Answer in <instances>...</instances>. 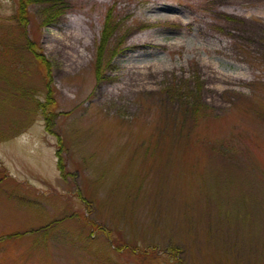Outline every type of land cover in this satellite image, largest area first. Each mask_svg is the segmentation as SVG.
<instances>
[{
    "label": "rangeland",
    "instance_id": "rangeland-1",
    "mask_svg": "<svg viewBox=\"0 0 264 264\" xmlns=\"http://www.w3.org/2000/svg\"><path fill=\"white\" fill-rule=\"evenodd\" d=\"M0 264H264V0H0Z\"/></svg>",
    "mask_w": 264,
    "mask_h": 264
},
{
    "label": "trees",
    "instance_id": "trees-1",
    "mask_svg": "<svg viewBox=\"0 0 264 264\" xmlns=\"http://www.w3.org/2000/svg\"><path fill=\"white\" fill-rule=\"evenodd\" d=\"M21 9H22V7H20L19 10H18L20 12V14H19L20 16H22L21 15ZM112 32H113V28L110 25L109 18L106 17L105 23L103 25L102 33H101V38H100V41H99V44H98L97 54H96V61H95V67H96L95 68V73H96L97 81H100V79H103V77H104L103 76L104 73L102 72V70H100L101 69V64H102V55H103V51H104L105 46H107V44L109 43V39H110V36H111ZM26 45L31 47V43L30 42H28ZM35 55H36V58L38 59L39 63H41V64L43 63V64L47 65V61L43 58L42 54H40L39 52L35 51ZM53 102H54V100H53V97H52V93H51L50 90H48L47 97H46L45 101L37 103V109L40 111V113L43 116L45 129H47V130H49L48 121H50L49 118H48V114L50 112H47V111H51L52 106H53ZM60 145H61V143H60ZM56 157H57V162H56L57 163V168L59 170V173L61 175H63L64 174V165L62 163V159L59 157L58 148L56 150Z\"/></svg>",
    "mask_w": 264,
    "mask_h": 264
}]
</instances>
